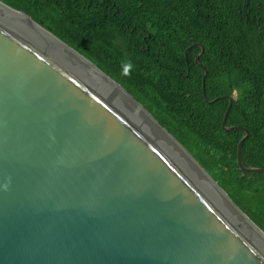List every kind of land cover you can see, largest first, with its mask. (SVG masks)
<instances>
[{
	"label": "water",
	"instance_id": "95a60500",
	"mask_svg": "<svg viewBox=\"0 0 264 264\" xmlns=\"http://www.w3.org/2000/svg\"><path fill=\"white\" fill-rule=\"evenodd\" d=\"M225 97L238 169L264 175ZM0 264H264V232L119 83L0 1Z\"/></svg>",
	"mask_w": 264,
	"mask_h": 264
},
{
	"label": "trees",
	"instance_id": "16d2710c",
	"mask_svg": "<svg viewBox=\"0 0 264 264\" xmlns=\"http://www.w3.org/2000/svg\"><path fill=\"white\" fill-rule=\"evenodd\" d=\"M0 1L119 83L264 232V175L238 169L244 132L221 126L231 96L242 162L264 168V0Z\"/></svg>",
	"mask_w": 264,
	"mask_h": 264
},
{
	"label": "clouds",
	"instance_id": "9594fccd",
	"mask_svg": "<svg viewBox=\"0 0 264 264\" xmlns=\"http://www.w3.org/2000/svg\"><path fill=\"white\" fill-rule=\"evenodd\" d=\"M131 67H132L131 62L130 61L127 62L125 64V66H124V72H123V74L124 75H129L130 74V71H131Z\"/></svg>",
	"mask_w": 264,
	"mask_h": 264
},
{
	"label": "bare ground",
	"instance_id": "6f19581e",
	"mask_svg": "<svg viewBox=\"0 0 264 264\" xmlns=\"http://www.w3.org/2000/svg\"><path fill=\"white\" fill-rule=\"evenodd\" d=\"M20 14V13H19ZM22 15V14H21ZM23 16V15H22ZM25 17V16H24ZM37 26V25H36ZM37 27H39V26H37ZM40 28V27H39ZM44 31V30H43ZM44 32H46V31H44ZM47 33V32H46ZM48 35H50L49 33H47ZM51 37H53L52 35H50ZM54 38V37H53ZM54 39H56V38H54ZM57 40V39H56ZM58 41V40H57ZM60 42V41H59ZM61 43V42H60Z\"/></svg>",
	"mask_w": 264,
	"mask_h": 264
},
{
	"label": "rangeland",
	"instance_id": "374dc122",
	"mask_svg": "<svg viewBox=\"0 0 264 264\" xmlns=\"http://www.w3.org/2000/svg\"><path fill=\"white\" fill-rule=\"evenodd\" d=\"M17 11H22V10H17ZM24 12V11H23ZM25 13V12H24ZM27 14V13H26ZM192 45H195V43L194 44H192ZM190 47V46H189ZM189 47H187L185 50H188L189 49ZM153 116V115H152ZM154 117V116H153ZM155 118V117H154ZM156 119V118H155ZM157 120V119H156Z\"/></svg>",
	"mask_w": 264,
	"mask_h": 264
}]
</instances>
